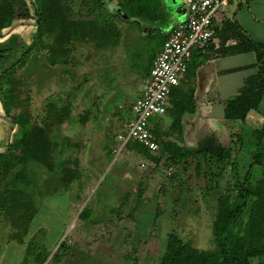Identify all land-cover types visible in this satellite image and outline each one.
I'll return each mask as SVG.
<instances>
[{
    "label": "rangeland",
    "instance_id": "rangeland-1",
    "mask_svg": "<svg viewBox=\"0 0 264 264\" xmlns=\"http://www.w3.org/2000/svg\"><path fill=\"white\" fill-rule=\"evenodd\" d=\"M24 1L32 6L30 0ZM71 1L78 12L79 0ZM140 1L149 2V12L140 10ZM140 1L136 8L118 9V4L109 10L108 16L122 29L123 36L115 46L72 42L67 63L52 65L44 51H36L27 65L17 68L18 75L25 77L18 86L20 109L31 114L32 122L41 124L50 104L55 106L52 118L59 112L67 113L53 135L54 145L78 161L79 176L66 185L61 174L38 163L18 167L16 171L31 180L32 185L20 186L30 185L28 193L33 196L36 214L29 224L17 225L0 210V264H38L40 251L50 254L45 264H160L168 236L173 233L195 248H213L212 227L218 207L224 203L231 206L238 195L232 164L241 158V144L235 134L230 136L226 126L217 130L229 149L222 162L198 164L194 157L176 161L177 155L163 153L167 141L176 143L183 137L190 146L196 143V136L200 141L208 131L191 130L201 113L195 104H183L185 107L178 103L174 93L167 113L152 119L160 150L150 152V156L127 148L118 156L115 153L118 136L127 133L141 81L153 65L152 57L163 48V35L170 28L154 20L158 0ZM19 18L14 24H19L18 30L13 33L19 35L20 31L27 37L35 31L34 21ZM3 42L0 37V45ZM216 108L215 121L223 125L225 119L220 107ZM177 114L181 115L177 122L181 126L191 123L185 130H176ZM0 115L5 116L1 101ZM4 146L5 139L0 151ZM247 150L246 145L239 160L244 174L251 163ZM0 165L6 171L12 166L10 160L2 159ZM262 172L258 166L253 171L250 185L254 191ZM86 205L91 209L90 218L80 220ZM116 208L121 213L110 211ZM63 241L76 252L63 261H51ZM252 264H264V257Z\"/></svg>",
    "mask_w": 264,
    "mask_h": 264
},
{
    "label": "trees",
    "instance_id": "trees-1",
    "mask_svg": "<svg viewBox=\"0 0 264 264\" xmlns=\"http://www.w3.org/2000/svg\"><path fill=\"white\" fill-rule=\"evenodd\" d=\"M30 2L37 14L35 31L27 37L20 33L14 34L15 30L6 38L0 36L4 41L0 45V101L5 115L16 126L9 146L7 147L5 139V152L0 151V160H10L12 164L9 171L0 165V210L13 217L17 225L21 222L29 224L36 214L33 196L28 193L30 185L24 188L20 186L32 185L31 180L25 174L17 172L18 167L38 163L54 174H61L60 177L66 185L79 176L78 161H73L69 155L59 151L58 145H54L56 141L53 135L57 133L56 130L64 122L67 113L59 112L52 118L51 113L55 106L50 104L41 116V124L32 122L31 114L25 108L20 109L22 101L18 86L20 88L25 77L23 74L18 75L17 68L27 65L30 56L36 51H44L52 65L67 63L70 50L68 45L72 42H98L99 46H115L123 36L122 29L108 16V12L117 3L120 4L118 9L128 5V0H79L76 12L72 8L74 3L71 0ZM23 4L25 13L19 19L34 21L32 6L29 7L24 0ZM92 12L95 14L92 15ZM18 17L11 0H0V34L7 32ZM225 25L230 29L223 27L217 34L220 35L223 30L229 31L226 40H234L235 44L227 48L224 46L227 43L225 41L220 48L221 55L254 51L257 57L255 66L259 69L257 75L246 80L237 96L225 102L224 124L230 126L236 122L246 123L250 114L260 108L264 96V44L254 42L236 24ZM152 58L154 61L155 55ZM176 116L178 124L181 115ZM153 132L157 134L158 130L154 127ZM242 132L238 136L241 158L247 145L251 163L247 166L246 174L243 173L244 167L239 164L241 158L232 164L238 195L231 206L226 207L224 203L218 207L212 227L213 248H195L173 233L168 236L160 264H252L253 260L264 257V122L251 132ZM126 148L144 156H150L151 152L136 141H130ZM166 151L173 156L177 155L176 161L194 157L199 161L198 164L210 160L222 162L229 156L228 147L216 131L201 139L195 148H181L176 143L167 141L163 153ZM257 166L263 172L254 191L250 184ZM8 180L11 182L7 183ZM119 210L110 209L113 214L115 211L121 213ZM90 212L89 205H86L80 212L79 219L90 218ZM75 252L63 241L51 261H63ZM49 255L40 251L38 264H45Z\"/></svg>",
    "mask_w": 264,
    "mask_h": 264
},
{
    "label": "crops",
    "instance_id": "crops-1",
    "mask_svg": "<svg viewBox=\"0 0 264 264\" xmlns=\"http://www.w3.org/2000/svg\"><path fill=\"white\" fill-rule=\"evenodd\" d=\"M136 2L137 0H128L127 6L136 8ZM158 2L159 5L155 10L154 20L156 23L170 26L169 31L163 35L166 41L173 29L189 16L190 0H169L168 2L166 0H158ZM139 7L141 11L149 12L147 11L149 2L142 4L140 1ZM227 23L236 24L254 42L264 44V0H231L217 21L218 30L221 31L223 27L229 30L230 28L225 25ZM15 30H18V27ZM227 30H223L220 35L217 34L213 41V51H210L209 54H199L190 60L186 77L173 90L178 103L186 106L195 104L197 107L195 106L194 108L200 111L201 114L196 123L191 125V130H208L206 135L200 136V140L215 131L217 132V130H221V126H226L227 129L225 128V130H230L231 132L229 133L235 134L238 138L239 135L243 134V130L251 132L264 122V96L259 110L252 112L246 123L237 124L236 122L228 126L225 124L221 125L215 121V117L218 116L215 115V110L218 109L216 107H220L219 113L221 112L220 115L222 114L224 117L225 102L237 96L244 87L246 80L259 72L258 67L255 66L257 57L254 51L221 55L220 48L229 36V31ZM18 33L21 32L18 31ZM234 44V40H228L224 46L228 48ZM151 68L152 66L150 70ZM184 121L188 122L186 117ZM190 124L185 125L184 123L182 124L183 126L176 124V130H185ZM181 134L184 135L183 132ZM199 134L197 132L198 136ZM181 138L179 142H176V145L181 148H195L199 142V137L197 138L196 136V143L189 146V142H185L188 139L185 137V139Z\"/></svg>",
    "mask_w": 264,
    "mask_h": 264
},
{
    "label": "built area",
    "instance_id": "built-area-1",
    "mask_svg": "<svg viewBox=\"0 0 264 264\" xmlns=\"http://www.w3.org/2000/svg\"><path fill=\"white\" fill-rule=\"evenodd\" d=\"M230 2L190 0L189 16L169 34L156 54L150 72L141 81L127 133L117 138V156L130 141L138 142L151 152L160 150L152 119L166 113L173 90L186 77L190 60L199 54L210 53L218 32L217 21ZM168 174H172V168Z\"/></svg>",
    "mask_w": 264,
    "mask_h": 264
},
{
    "label": "flooded vegetation",
    "instance_id": "flooded-vegetation-1",
    "mask_svg": "<svg viewBox=\"0 0 264 264\" xmlns=\"http://www.w3.org/2000/svg\"><path fill=\"white\" fill-rule=\"evenodd\" d=\"M15 3H16V1L17 0H13ZM22 1V3H23V0H21ZM14 7L15 8H17V11H16V13H17V15L18 16H24V13H25V6H24V4H23V9H19L18 7H17V5L15 4L14 5ZM6 124H5V123ZM9 124H10V127H9ZM12 120L10 119V118H8L6 115L5 116H1L0 115V129H2V130H4V133H3V137H2V139H1V141H0V144L3 142V140L4 139H6V142H7V138H8V134H9V132L12 130V132H11V137H12V134H13V130H16V126H14V127H12ZM5 150H3L2 152H4Z\"/></svg>",
    "mask_w": 264,
    "mask_h": 264
},
{
    "label": "water",
    "instance_id": "water-1",
    "mask_svg": "<svg viewBox=\"0 0 264 264\" xmlns=\"http://www.w3.org/2000/svg\"><path fill=\"white\" fill-rule=\"evenodd\" d=\"M17 5V7L21 10V9H23V3H22V1L21 0H17L16 1V3L13 1V0H11V5L13 6V8H14V10L15 11H17V8H15L14 7V5ZM32 9H33V14H34V18H35V20H34V25L36 26L37 25V14H36V10H35V7L32 5ZM25 24H27V23H25ZM18 25L19 24H16V25H14L12 28H10L7 32H5L2 36H7L9 33H11V32H13L17 27H18ZM15 126V124H12V127H14ZM11 132H12V130L9 132V134H8V138H7V147L9 146V143H10V139H11ZM3 133H4V130H2V129H0V141H1V139H2V137H3Z\"/></svg>",
    "mask_w": 264,
    "mask_h": 264
}]
</instances>
